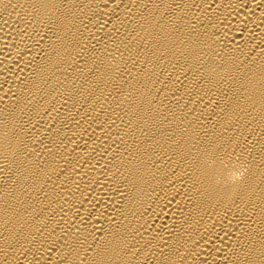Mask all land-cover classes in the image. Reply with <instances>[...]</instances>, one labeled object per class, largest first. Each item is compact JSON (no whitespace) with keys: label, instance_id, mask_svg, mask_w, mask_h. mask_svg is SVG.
Masks as SVG:
<instances>
[{"label":"bare ground","instance_id":"6f19581e","mask_svg":"<svg viewBox=\"0 0 264 264\" xmlns=\"http://www.w3.org/2000/svg\"><path fill=\"white\" fill-rule=\"evenodd\" d=\"M0 264H264V0H0Z\"/></svg>","mask_w":264,"mask_h":264}]
</instances>
